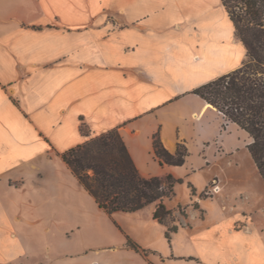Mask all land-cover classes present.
I'll return each instance as SVG.
<instances>
[{"label":"crops","instance_id":"obj_1","mask_svg":"<svg viewBox=\"0 0 264 264\" xmlns=\"http://www.w3.org/2000/svg\"><path fill=\"white\" fill-rule=\"evenodd\" d=\"M234 34L221 0H0V264H264L252 225L264 217L242 209L255 190L238 161L195 189L202 210L163 200L180 221L168 239L156 203L108 214L60 158L118 128L142 176L197 185L209 151L238 147L227 142L242 129L191 93L243 64ZM156 134L169 153L200 145L201 164L160 165ZM253 173L264 186L252 161ZM213 178L217 208L205 210Z\"/></svg>","mask_w":264,"mask_h":264},{"label":"trees","instance_id":"obj_2","mask_svg":"<svg viewBox=\"0 0 264 264\" xmlns=\"http://www.w3.org/2000/svg\"><path fill=\"white\" fill-rule=\"evenodd\" d=\"M234 27L235 36L246 49L243 64L208 81L191 93L214 107L222 117L236 124L248 136L246 149L264 183V0H221ZM82 135L90 136L82 123ZM153 152L160 165H182L188 155L183 144L169 153L154 135ZM71 173L90 193L98 206L111 214L115 211L133 212L156 203L154 218L163 222L172 218L163 200L174 195V186L181 178L167 175L144 177L135 166L118 128L89 137L61 154ZM191 187L194 195L195 189ZM194 208L198 209L195 204ZM183 210V211H181ZM179 212L186 216L185 208ZM168 228L166 237L177 230ZM128 245L139 250L128 240Z\"/></svg>","mask_w":264,"mask_h":264},{"label":"rangeland","instance_id":"obj_3","mask_svg":"<svg viewBox=\"0 0 264 264\" xmlns=\"http://www.w3.org/2000/svg\"><path fill=\"white\" fill-rule=\"evenodd\" d=\"M241 55H242V53L240 52L238 54L239 59L241 58ZM246 60H247V57H246L245 61ZM246 139H247V137L242 130H239L235 134L231 135V139L227 143L233 144V145H235V144L238 145L237 150L234 151L233 155H228L227 153H222V150L227 148V147L218 143V147L221 148V151H220L221 153H217V151H214V155H213V153H211L209 151L208 155H207L209 158H211L209 167L204 168V169L199 170V171H196V174L193 175L197 185L195 183H193L191 181V179L186 180V181L183 180V182L178 184L177 187L174 189V195L169 198L170 199L169 204L173 205V206H177V204L187 205V204L192 203L193 206L195 204L198 205L199 211L202 210V209H199L200 206H199L198 202H196V201L191 202V201H193V197H192L193 194L191 192V187L189 186V184L192 187H194V189H196L198 187H202L204 185L205 181H207V179L209 177H211L214 173H217L220 176L227 173L226 170L224 173L221 170V168L226 165L227 161L236 160L241 165V172L243 173L241 175V177H244L242 180H246V181H248V183H253L254 184L253 189L255 190L253 199L248 201L249 203L246 202L245 206L242 207V209L246 212H252L253 214L255 212H258L260 215H262V217H264V186L260 180L257 181V184H256V182H254L255 180H253L252 176H254L255 172L251 175L252 159H251V157H250V155L246 149V144L244 143ZM186 149H187V153H188L187 161L189 162V165L192 164V165H194V167L200 165L201 164V157L205 154V152L202 151V149L200 148V145L195 143V144L190 145L189 148L186 146ZM60 158H61V155H60ZM225 175H228V173ZM229 175H231V173ZM240 185H242V187H244L243 184H240ZM214 186H219L217 178H213L210 181L209 185L207 187H205L199 194L200 199H206V201L204 203V206H205L204 209L205 210L217 208V204H216L217 202H215V200L208 199L210 197H213L216 193L214 190H212L214 188ZM235 190H237V189H235ZM181 205H179L178 207H175L176 213H179L180 215H182V214L179 211L182 208H185L184 211L186 213V208H187L186 206H181ZM181 211H183V210H181ZM246 216H248V215H246ZM177 220H178V218H176V216L173 214L172 218L169 217V220H165V222L168 224L169 227H171L177 223ZM248 223H250V222H248ZM252 225H254L256 227H259L257 225H261L264 229V220L261 221V220L256 219L252 222ZM262 239L264 240V233H263Z\"/></svg>","mask_w":264,"mask_h":264},{"label":"bare ground","instance_id":"obj_4","mask_svg":"<svg viewBox=\"0 0 264 264\" xmlns=\"http://www.w3.org/2000/svg\"><path fill=\"white\" fill-rule=\"evenodd\" d=\"M208 105H210V104H208V103H207V106H208ZM217 188H218V187H216V189H215L214 191H216V190H217Z\"/></svg>","mask_w":264,"mask_h":264},{"label":"built area","instance_id":"obj_5","mask_svg":"<svg viewBox=\"0 0 264 264\" xmlns=\"http://www.w3.org/2000/svg\"><path fill=\"white\" fill-rule=\"evenodd\" d=\"M217 186H214V188L212 190H215Z\"/></svg>","mask_w":264,"mask_h":264}]
</instances>
